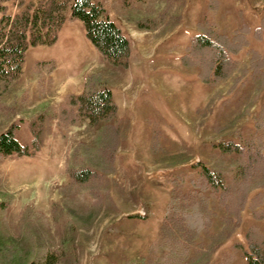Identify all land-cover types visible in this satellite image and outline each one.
I'll list each match as a JSON object with an SVG mask.
<instances>
[{
    "label": "rangeland",
    "instance_id": "rangeland-1",
    "mask_svg": "<svg viewBox=\"0 0 264 264\" xmlns=\"http://www.w3.org/2000/svg\"><path fill=\"white\" fill-rule=\"evenodd\" d=\"M100 1L131 39L129 67L105 59L87 38L82 19L68 18L55 44L27 51L21 76L0 96V133L13 126L17 138L31 144L34 115L62 113L68 95L83 92L93 75L109 85L119 105L123 137L117 171L101 186L78 176L71 180L67 167L86 165L96 155L99 126L87 120L67 126L55 122L35 156L5 159L0 164V242L19 251L4 264H28L41 249L57 250L59 264H182L181 258L166 262L160 237L170 196L189 188L202 163L222 171L232 190L241 156L224 151V144L249 137L264 111V74L247 66L250 48L264 53V35L254 33L264 0ZM9 5L14 13V3ZM210 22L230 35L241 28L239 38L249 41L235 56L234 71L215 82L204 81L198 67L181 62L191 39ZM92 185L103 198L98 213ZM213 204L217 232L225 210ZM27 206L33 209L35 229L20 225ZM243 218L211 264L246 263L245 233L253 225L263 229L264 222L253 218L251 203Z\"/></svg>",
    "mask_w": 264,
    "mask_h": 264
},
{
    "label": "trees",
    "instance_id": "trees-1",
    "mask_svg": "<svg viewBox=\"0 0 264 264\" xmlns=\"http://www.w3.org/2000/svg\"><path fill=\"white\" fill-rule=\"evenodd\" d=\"M9 2L15 5L14 13ZM68 18L82 19L87 38L105 59L123 68L129 67L131 39L110 18L100 0H0V96L21 76L27 51L33 46L55 44ZM240 29L230 35L210 22L209 29L196 34L186 46L181 55L182 64L198 67L201 78L207 82L228 77L237 67L235 56L249 46L247 38H239L244 34ZM254 33L257 38L264 35V13ZM248 51L247 66L251 72L264 74V53L254 48ZM94 77L88 76L83 92L68 95L62 113L34 115L29 122L31 144H23L13 126L0 133V164L7 158L35 156L43 149L55 122L67 126L87 120L90 125L99 126L96 155L90 157L86 165L68 166L66 170L73 181L78 176L84 182L92 179L101 186L109 174L117 171L123 129L117 122L119 105L113 99L112 89ZM152 140L155 149L157 141ZM223 150L241 156L235 187L227 190L223 172L202 163L197 176L190 179L188 189L173 191L160 226L166 262L181 258L182 264H211L213 254L243 225V213L250 203L253 218L264 222V208L260 207L264 202V111L257 117L255 131L249 137L238 142L228 140ZM99 192L97 186L92 185L91 193L98 196L94 202L97 213L103 202ZM213 200L225 210L223 227L217 232L213 231L217 216ZM33 216V209L25 207L21 227L35 229ZM245 239V264H264V224L263 229L251 226ZM18 251L12 243L0 242V264L14 258ZM60 260L57 250L41 249L28 264H59ZM225 262L226 259L218 264Z\"/></svg>",
    "mask_w": 264,
    "mask_h": 264
}]
</instances>
